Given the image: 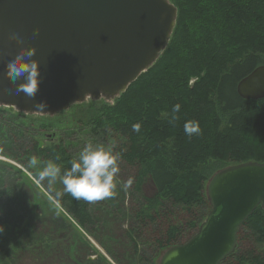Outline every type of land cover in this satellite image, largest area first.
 Returning a JSON list of instances; mask_svg holds the SVG:
<instances>
[{
	"label": "trees",
	"instance_id": "16d2710c",
	"mask_svg": "<svg viewBox=\"0 0 264 264\" xmlns=\"http://www.w3.org/2000/svg\"><path fill=\"white\" fill-rule=\"evenodd\" d=\"M168 1L177 9L178 18L167 49L113 105L89 100L92 104L72 106L69 111L78 107L64 121L49 117L41 129L38 119L30 118L35 115L12 114L15 119L2 124L3 129L11 130L9 146L2 139L3 130L0 135L2 156L29 170L33 168L30 158H39L42 163L35 167L37 180L38 169L50 159L61 167V173L70 168L80 138L106 144L119 140L118 156L135 170L132 186L143 198V207L134 219L141 229H148L150 224L160 229L156 246L161 250L182 245L184 235L197 233L211 210L206 184L218 169L264 163V100L245 101L237 93L239 82L264 65V0ZM176 104L181 105L175 113L178 119L170 123ZM189 120L199 122V134H185L184 124ZM135 123L142 125L139 133L132 130ZM44 138L46 145L41 142ZM3 166L12 172L7 173L6 180L11 174L9 179L14 181L10 190L0 189V195L17 196L20 189L12 185L20 177L26 183L27 177L21 170ZM3 182L0 178V185ZM146 183L155 189L152 197L142 195ZM60 184L61 189H52V199L77 228L93 235L96 222L90 210L92 202L73 199ZM58 192L61 195L57 196ZM19 206L11 219L26 210ZM66 224L67 229L73 228ZM246 227L253 231L256 242L264 244V211L259 208L240 229L235 254L223 264H264V252L242 248L241 230ZM132 234L135 231L127 236L136 244ZM34 238L24 239L31 242ZM74 238L76 245L79 240L83 246L87 244L78 234ZM17 248L25 247L17 243ZM134 253L139 257L137 249Z\"/></svg>",
	"mask_w": 264,
	"mask_h": 264
},
{
	"label": "water",
	"instance_id": "95a60500",
	"mask_svg": "<svg viewBox=\"0 0 264 264\" xmlns=\"http://www.w3.org/2000/svg\"><path fill=\"white\" fill-rule=\"evenodd\" d=\"M177 18L168 0H0V108L54 117L89 100L115 101L159 60ZM10 33L23 42L9 43ZM33 47L41 71L35 99L6 78V63ZM237 93L264 100V65L239 82ZM38 102L47 104L45 113L34 108ZM206 194L211 210L198 232L165 251L159 264H223L234 255L240 229L264 211V163L220 170Z\"/></svg>",
	"mask_w": 264,
	"mask_h": 264
},
{
	"label": "rangeland",
	"instance_id": "374dc122",
	"mask_svg": "<svg viewBox=\"0 0 264 264\" xmlns=\"http://www.w3.org/2000/svg\"><path fill=\"white\" fill-rule=\"evenodd\" d=\"M194 82L193 80L191 83ZM87 102L86 105L92 104L91 101ZM99 104L113 105L114 103L100 102ZM77 107L75 106L71 111L50 119L64 121L75 113ZM19 113L15 109L0 108V135H2L1 131L3 130L5 132V136L2 135L4 141L7 140L8 133L11 130L9 128L3 129L2 124H10L15 119L12 114L18 115ZM49 117L51 116L35 115L30 118L38 119L36 121L40 122L38 124L40 128V125L49 121ZM87 136L85 135V137ZM47 141V138L41 139L43 145H46ZM78 142L77 149L73 147L76 158L88 142L93 143V145L103 144L107 147L113 141H108L106 144L89 137V140L80 138ZM5 144L9 146V141ZM112 145L114 146V153L118 154L119 150L117 151V149L120 141L116 140ZM6 151L7 154L11 153L8 150ZM0 163L21 170L27 177V180L24 178L26 183L20 177L18 183L12 185V188L16 186L15 188L20 189V192L15 194L18 197L12 196V193L5 196L0 195V225L5 228V231L0 233V264H159L163 253L169 249L168 247L161 250L156 246V239L161 235L159 233L160 229H156L153 224H150L151 226L146 230L139 228L137 225L134 217L143 207V198L134 193L132 184L127 190L124 189V184L129 179L132 180L135 170L119 156L118 166L120 171L117 174L118 183L114 195L90 204V210L96 222L93 235L77 228L67 217L65 211L52 199V189H61L62 187L60 180L57 179L50 190L47 180L39 181L36 179L35 174L37 172L34 167L32 170L26 169L1 154ZM3 165H0V178H3L4 182L0 185V189L10 190V183L14 180L9 179L11 174L6 180V175L8 172H12L8 166ZM228 167L223 165L213 175ZM13 178L16 179L15 176ZM209 181L206 184V191ZM141 191L145 197H152L155 189L151 183H146ZM15 197L17 202L14 201ZM19 204L26 210L19 211L21 213L19 218L11 219V216H14V210L15 216L17 215V209H20ZM27 211L31 214L24 213ZM169 212L172 214L174 209L170 207ZM64 224L73 228L71 230L67 229ZM131 231H135L132 238L136 240V244H132L127 236V233ZM241 233L244 238L241 243L243 249L258 253L264 252V244L260 245L256 242V236L253 235L250 228L242 229ZM77 234L83 237V240L87 243L85 246L82 245L81 240L77 244H80L78 247L74 245V235ZM195 234L196 232L184 235L186 238L180 244L187 243ZM30 236L36 238L32 239L31 242H26L24 238H30ZM17 243L25 248H17ZM136 249L139 257H135L134 251ZM90 258L93 260L90 261Z\"/></svg>",
	"mask_w": 264,
	"mask_h": 264
},
{
	"label": "clouds",
	"instance_id": "9594fccd",
	"mask_svg": "<svg viewBox=\"0 0 264 264\" xmlns=\"http://www.w3.org/2000/svg\"><path fill=\"white\" fill-rule=\"evenodd\" d=\"M40 30L36 29L34 35H39ZM9 43H22V39L18 33H10L8 37ZM37 54L36 48H24L17 54L13 60L6 63V78L11 81L12 85L17 88V91L23 92L31 99H35L40 85V62L36 59H31ZM23 80V83L17 84V81ZM38 112L45 113L47 104L38 102L34 105ZM181 109L180 104H176L172 108V119L170 123H174ZM142 125L135 123L132 125V130L139 133ZM185 134L191 137L193 134L201 132L198 121L189 120L184 124ZM113 145L107 147L103 144L88 142L79 152L78 158L71 161V167L66 168L61 173V167L54 161L48 160L43 164V167L38 169L39 181L48 182V187L51 190L59 178L63 185V191L69 194L73 199L79 201L94 202L109 198L114 195L117 188V174L120 169L118 166V154L113 151ZM59 155L56 160H59ZM42 162L38 157L32 156L29 164L32 167H37ZM133 181L129 179L124 184V189L127 190ZM61 193H57V196ZM5 228L0 225V233H3Z\"/></svg>",
	"mask_w": 264,
	"mask_h": 264
},
{
	"label": "flooded vegetation",
	"instance_id": "af4514ba",
	"mask_svg": "<svg viewBox=\"0 0 264 264\" xmlns=\"http://www.w3.org/2000/svg\"><path fill=\"white\" fill-rule=\"evenodd\" d=\"M74 245H76V244H75V242H74ZM90 259H91V260H90ZM90 259H89L90 261H92V260H93L92 258H90ZM228 259H229V258H228ZM228 259H227V260H228ZM227 260H226V261H227ZM226 261H225V262H226Z\"/></svg>",
	"mask_w": 264,
	"mask_h": 264
}]
</instances>
